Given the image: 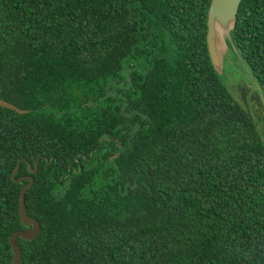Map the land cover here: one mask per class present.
<instances>
[{"label": "trees", "instance_id": "16d2710c", "mask_svg": "<svg viewBox=\"0 0 264 264\" xmlns=\"http://www.w3.org/2000/svg\"><path fill=\"white\" fill-rule=\"evenodd\" d=\"M211 1L0 0V99L27 112L0 107V264L19 162L22 264H264V138L212 66ZM230 35L264 97V0Z\"/></svg>", "mask_w": 264, "mask_h": 264}, {"label": "water", "instance_id": "95a60500", "mask_svg": "<svg viewBox=\"0 0 264 264\" xmlns=\"http://www.w3.org/2000/svg\"><path fill=\"white\" fill-rule=\"evenodd\" d=\"M242 1L243 0L211 1L207 16L206 43L212 66L218 75H221L223 73V58L220 54L221 43H225V35H227L229 39H231L230 34L234 30L239 7ZM0 107L12 110L18 114L27 113L26 111L21 110L13 104L2 99H0ZM19 167L20 162L18 163L14 173L12 174V180L16 184H22L24 181H27V184L21 191L19 207L20 220L24 228L22 230L15 231L10 236L9 242L13 254V260L11 264H22V252L17 243V240L22 239L24 241L30 242L35 240L40 233V226L38 222L26 214L25 206V195L26 192L33 186L34 179L31 176H25L19 179H15V175L17 174ZM37 170L38 161L35 163L34 169H31V167L29 166V171L31 174H35Z\"/></svg>", "mask_w": 264, "mask_h": 264}, {"label": "rangeland", "instance_id": "374dc122", "mask_svg": "<svg viewBox=\"0 0 264 264\" xmlns=\"http://www.w3.org/2000/svg\"><path fill=\"white\" fill-rule=\"evenodd\" d=\"M220 54L223 73L220 79L232 95L251 113L264 138V97L246 66L239 60L231 39L224 36ZM114 158V157H113Z\"/></svg>", "mask_w": 264, "mask_h": 264}, {"label": "flooded vegetation", "instance_id": "af4514ba", "mask_svg": "<svg viewBox=\"0 0 264 264\" xmlns=\"http://www.w3.org/2000/svg\"><path fill=\"white\" fill-rule=\"evenodd\" d=\"M113 157H114V158H116V157H117V155H115V156H113ZM113 157H112V158H113Z\"/></svg>", "mask_w": 264, "mask_h": 264}]
</instances>
